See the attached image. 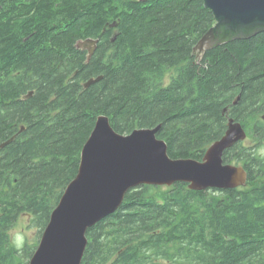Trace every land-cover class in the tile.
I'll list each match as a JSON object with an SVG mask.
<instances>
[{"label": "trees", "instance_id": "1", "mask_svg": "<svg viewBox=\"0 0 264 264\" xmlns=\"http://www.w3.org/2000/svg\"><path fill=\"white\" fill-rule=\"evenodd\" d=\"M214 23L201 0H0V145L13 139L0 148V264H28L37 245L9 233L25 215L38 244L99 116L121 135L159 126L170 158L197 161L233 119L247 138L222 160L247 182L131 189L87 230L81 264H138L141 244L142 264H264V33L199 58Z\"/></svg>", "mask_w": 264, "mask_h": 264}, {"label": "water", "instance_id": "2", "mask_svg": "<svg viewBox=\"0 0 264 264\" xmlns=\"http://www.w3.org/2000/svg\"><path fill=\"white\" fill-rule=\"evenodd\" d=\"M201 1L215 23L193 48L192 54L199 58L206 51L264 33V0ZM97 44L98 40L86 39L78 42L76 48L92 56ZM100 80L101 77L90 79L84 88ZM261 120L264 121V113ZM158 130L159 126L121 135L106 116L97 118L82 147L77 175L52 211L28 264H81L87 230L114 214L133 188L184 183L188 190L200 192L246 185L243 167L224 164L222 160L226 150L247 138L239 122L228 120L225 134L209 146L201 161L170 158L166 143L157 137Z\"/></svg>", "mask_w": 264, "mask_h": 264}, {"label": "rangeland", "instance_id": "3", "mask_svg": "<svg viewBox=\"0 0 264 264\" xmlns=\"http://www.w3.org/2000/svg\"><path fill=\"white\" fill-rule=\"evenodd\" d=\"M167 79H168V76L166 77V82H167ZM260 152L264 153V147L260 149ZM161 188L162 190H165L166 188H169V187L163 186ZM17 235H21L23 237V243L20 247H17L14 243V239ZM9 243L11 246L18 248V249L21 248L26 243L29 245H38L37 244V231L35 228L30 226L29 218L27 216L21 215L18 221L15 223L14 227L11 229L9 233ZM15 264H18V260L15 261ZM159 264H165V262L162 261V263H159Z\"/></svg>", "mask_w": 264, "mask_h": 264}, {"label": "bare ground", "instance_id": "4", "mask_svg": "<svg viewBox=\"0 0 264 264\" xmlns=\"http://www.w3.org/2000/svg\"><path fill=\"white\" fill-rule=\"evenodd\" d=\"M91 40H93V39H91ZM80 41H84V40H78L76 43H75V47H76V44L78 43V42H80ZM78 50H80V51H82V52H86L87 53V56H86V62H89V60L91 59V57L93 56H90L89 55V53H88V51H86V50H81V49H78ZM96 79V78H95ZM89 81V80H88ZM31 92L28 94V97L29 96H31ZM108 118V117H107ZM261 118V117H260ZM97 120V119H96ZM229 120V119H228ZM96 123V122H95ZM110 123V122H109ZM227 123H228V121H227ZM95 126V125H94ZM21 131H23V128L21 129ZM13 139H10L9 141H12ZM246 141V140H245ZM6 143V142H5ZM4 143V144H5ZM1 146V145H0ZM1 148V147H0ZM79 164H80V162H79ZM79 168V167H78ZM77 175V174H76ZM134 189V188H133ZM210 190V189H209ZM130 191V190H129ZM59 203V202H58ZM58 205V204H57ZM56 208V207H55ZM54 208V209H55ZM37 248V247H36ZM36 250V249H35ZM35 252V251H34ZM32 257V256H31ZM31 259V258H30ZM30 261V260H29ZM29 263V262H28Z\"/></svg>", "mask_w": 264, "mask_h": 264}, {"label": "clouds", "instance_id": "5", "mask_svg": "<svg viewBox=\"0 0 264 264\" xmlns=\"http://www.w3.org/2000/svg\"><path fill=\"white\" fill-rule=\"evenodd\" d=\"M14 243L17 247H20L23 243V237L21 235H17L14 239Z\"/></svg>", "mask_w": 264, "mask_h": 264}, {"label": "flooded vegetation", "instance_id": "6", "mask_svg": "<svg viewBox=\"0 0 264 264\" xmlns=\"http://www.w3.org/2000/svg\"><path fill=\"white\" fill-rule=\"evenodd\" d=\"M139 1V0H138ZM148 0H146V1H142V0H140V2H147ZM86 53V52H85ZM86 55H87V53H86ZM88 243V242H87ZM87 247V246H86ZM140 251H141V255H140V259H139V262H138V264H142V244L140 245ZM117 257V256H116ZM114 258L115 257H113L112 258V260L110 261V262H112V261H114ZM110 262H108V264H111Z\"/></svg>", "mask_w": 264, "mask_h": 264}]
</instances>
